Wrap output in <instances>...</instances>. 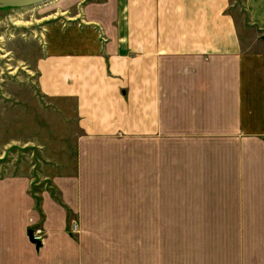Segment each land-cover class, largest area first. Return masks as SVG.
<instances>
[{"label": "crops", "instance_id": "obj_1", "mask_svg": "<svg viewBox=\"0 0 264 264\" xmlns=\"http://www.w3.org/2000/svg\"><path fill=\"white\" fill-rule=\"evenodd\" d=\"M241 2L240 26L234 0H64L33 72L74 162L38 207L0 178V264H264V0Z\"/></svg>", "mask_w": 264, "mask_h": 264}, {"label": "rangeland", "instance_id": "obj_2", "mask_svg": "<svg viewBox=\"0 0 264 264\" xmlns=\"http://www.w3.org/2000/svg\"><path fill=\"white\" fill-rule=\"evenodd\" d=\"M63 2L0 8V178L25 175L34 198L43 188L56 197L49 178L55 169L70 172L74 162V144L65 139L56 101L37 92L33 72L45 28L70 20V8L60 14ZM233 4L242 6L241 0ZM238 11L235 22L245 25Z\"/></svg>", "mask_w": 264, "mask_h": 264}, {"label": "water", "instance_id": "obj_3", "mask_svg": "<svg viewBox=\"0 0 264 264\" xmlns=\"http://www.w3.org/2000/svg\"><path fill=\"white\" fill-rule=\"evenodd\" d=\"M53 0H0V8L4 7H14V8H21V7H31V6H36L40 4H45L47 2H50ZM26 234L28 236V239L33 242L37 243L34 241L31 237V230L28 229L26 231Z\"/></svg>", "mask_w": 264, "mask_h": 264}, {"label": "built area", "instance_id": "obj_4", "mask_svg": "<svg viewBox=\"0 0 264 264\" xmlns=\"http://www.w3.org/2000/svg\"><path fill=\"white\" fill-rule=\"evenodd\" d=\"M77 229V224L75 222L70 223V230L74 232ZM42 229L40 227H35L31 229V237L34 241L40 242L42 239Z\"/></svg>", "mask_w": 264, "mask_h": 264}, {"label": "trees", "instance_id": "obj_5", "mask_svg": "<svg viewBox=\"0 0 264 264\" xmlns=\"http://www.w3.org/2000/svg\"><path fill=\"white\" fill-rule=\"evenodd\" d=\"M35 199V206L38 207V198H34Z\"/></svg>", "mask_w": 264, "mask_h": 264}]
</instances>
